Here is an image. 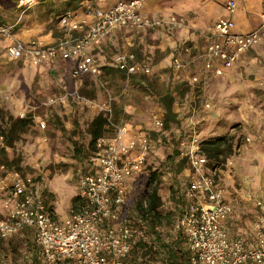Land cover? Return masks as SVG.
Returning <instances> with one entry per match:
<instances>
[{"label":"built area","instance_id":"2783aa9c","mask_svg":"<svg viewBox=\"0 0 264 264\" xmlns=\"http://www.w3.org/2000/svg\"><path fill=\"white\" fill-rule=\"evenodd\" d=\"M102 2L104 0H97ZM35 0H20L19 6H31ZM145 0H117L108 10L92 9L93 20L79 19L76 12L57 18L61 38L52 43L34 38L28 42L13 41L6 54L40 67L60 58L74 60L71 77L82 81L87 76L101 78L104 70L94 61L89 49L100 47L112 33L127 28L133 31L155 29L160 26L184 28L186 24L172 17L152 18L143 14ZM226 8L234 14L237 0H228ZM17 24H0V37L9 36ZM208 44L203 49L204 72L223 76L227 70L245 61L251 49L264 41V13L256 29L241 33L236 30L232 17L218 19L210 32ZM187 52L190 48H185ZM117 69L127 76H149L152 66L142 61L134 51H122L114 56ZM177 70L183 68L179 57L174 59ZM191 83L201 81L193 75ZM76 99V93H67ZM207 103L206 107L210 108ZM113 125L112 110H105ZM41 129L46 123L39 121ZM156 127H164L157 118ZM133 129L128 124L115 126L112 132L100 137L91 151L87 166L80 178L78 202L72 213L57 216L47 198L37 188L30 175L6 167L8 182L0 186L6 191L0 198V241L19 233L25 227H34L39 248L34 264H125L133 244L140 234L139 226L124 216L125 206L131 199L132 180L147 176V163L152 143L147 132ZM203 139L192 127L190 135L182 140L180 152L187 158L190 169L180 178L174 195L180 204V214L174 224L175 231H182L192 250L190 264H264V197L255 199L258 216L253 225L256 241L248 246L241 238H232L228 219L233 206L226 199V187L219 180V168H212L203 151ZM4 137L0 136V148ZM6 169V170H5ZM0 264H16L3 262Z\"/></svg>","mask_w":264,"mask_h":264},{"label":"rangeland","instance_id":"374dc122","mask_svg":"<svg viewBox=\"0 0 264 264\" xmlns=\"http://www.w3.org/2000/svg\"><path fill=\"white\" fill-rule=\"evenodd\" d=\"M19 1L8 8L0 5V24H17L9 36L2 37L0 116L31 119L28 131L15 146L16 153L22 156V170L13 169L35 179L51 209L64 217L71 205L77 204L73 199L78 196L79 181L91 153L89 125L97 115L105 114L110 108L115 126L131 123L149 134L152 152L148 164L161 174L160 190L167 208L177 203L170 193L190 169L188 163L179 172L178 163L182 157L173 158L172 154L175 147L178 145L180 149L182 140L189 137L192 127L204 141L218 136L230 139L233 149H225L220 170L225 171L224 186L233 206L232 234L248 236L255 223L254 196L264 188V148L256 145L244 150L243 146L246 134L264 135V52L254 60L247 56L242 63L246 66L234 79H212L207 86L190 81L176 83L165 76L146 89L124 76H109L104 72L101 78L76 90L75 80L68 75L64 78L55 73L35 75L5 56L7 46L19 38L18 33L24 26L51 28L58 35V16L49 11L52 2L35 0L28 7L19 6ZM208 32L197 34L200 39L195 55L199 58L211 34ZM191 52L193 49L187 52L184 48L186 55ZM55 63L64 64L61 60ZM62 80L70 85L68 89L61 87ZM177 87L186 90L185 96L177 97L174 104L179 123L171 124L168 130L164 127L159 130L155 121L157 118L164 121L162 114L165 112L161 98L174 93ZM72 92L81 98L69 96L66 99L67 93ZM207 103L210 108L206 107ZM40 120L45 121L46 129H41ZM115 126L107 129L112 132ZM82 148L84 153L79 152ZM1 167L0 186L8 182V175ZM13 169L7 168L9 173ZM133 193L131 190V198ZM5 194L6 191L0 190V198ZM37 251L34 240L27 243L13 237L0 241V261L29 264L35 260Z\"/></svg>","mask_w":264,"mask_h":264},{"label":"crops","instance_id":"0c3cea01","mask_svg":"<svg viewBox=\"0 0 264 264\" xmlns=\"http://www.w3.org/2000/svg\"><path fill=\"white\" fill-rule=\"evenodd\" d=\"M117 0H104L98 2L97 0L86 1L83 3L80 10L76 13L78 14L79 19H88L93 20L92 9L99 8L103 11L108 10L112 7ZM228 0H145V5L142 10L143 14L152 17L154 19H170L176 17L177 19L183 21L186 26L181 29L174 28L172 26H160L155 29H145L142 31H133L127 28H122L108 37H106L100 47L90 48L89 51L92 53L94 61L104 70L106 74L112 76L113 74L124 76L114 64V56L116 53L122 51H134L138 57L152 66L153 73L149 76H132L127 75L124 78H127L129 81L137 83L143 88H150L155 84L156 81L163 80L165 76L173 82L182 83L185 81H190L193 75H200L203 86H207L212 79H234L236 75L240 73L242 67L246 65L242 64L243 62L237 64L234 68L227 70L223 76H216L213 73L204 72V60L200 56L195 55L198 52L197 48L199 47V33L210 32L213 28L215 22L222 17H232L236 22V30L241 33L250 32L261 24V16L264 13V0H237L238 8L234 14H231L226 8V2ZM58 24V22H57ZM58 35L54 34L53 29L45 28H30L24 26L20 29L18 33L19 41L28 42L31 39L39 38L44 40L46 43H52L61 38V28L58 24ZM208 32V33H209ZM210 40L207 38L206 45ZM3 39L0 37V52L3 46ZM184 48L193 49V53L185 54ZM260 52H264V41L255 45L249 54L252 60L256 58L257 55H260ZM6 57H9L5 54ZM179 57L183 62V68L177 70L174 65V59ZM10 58V57H9ZM22 64L25 69H28L35 73V75L42 73H55L62 78L68 75L71 77V72L75 67V61L72 60H62L57 58L51 61L48 64H45L40 67H35L29 63H26L22 60L12 59ZM56 60H61L64 64L57 65ZM251 62V61H250ZM249 64V62L247 63ZM94 77L87 76L82 81H73V87L78 90L83 87V85L88 82L94 81ZM72 82V79H71ZM191 83V81H190ZM61 87L63 89H68L70 85H67V82L62 80ZM84 87H86L84 85ZM136 112V111H135ZM134 112V113H135ZM132 130L135 132L141 130L140 128L134 126L131 123H127ZM246 143L243 146L244 150H249L256 145L262 146L264 148V135L263 134H246ZM241 146H239L240 150ZM85 171V170H84ZM84 173V172H83ZM188 171L186 176L188 175ZM82 176V175H81ZM225 171L222 169L219 171V180L225 185ZM177 186L173 188L170 195L174 197L177 187L180 183V180L177 182ZM37 184V183H36ZM80 184V181H79ZM38 191L45 196V192L41 190L40 186L37 184ZM257 190V189H256ZM228 189L226 194V199L230 201L228 195ZM79 195V186L78 194ZM48 197V196H47ZM258 197H264V188H261L256 192L254 200ZM232 203V202H231ZM70 211L71 214L73 210V205H71ZM255 209V220L258 216V208L256 203L254 204ZM181 210V208H180ZM54 212L57 216L63 217L56 209ZM65 215V214H64ZM67 216V215H65ZM243 217L240 216V219ZM233 212L228 219V228L229 233L232 238H243L248 246H253L256 241V232L254 227H251L248 236H235L232 234L233 226ZM17 237L19 240H23L27 243L30 241L36 242V230L34 227H25L19 233L10 237ZM10 238L4 240L7 241ZM39 253V248H38ZM37 253L35 252V255ZM1 263L5 262L3 260ZM28 263V262H27ZM33 261H30L29 264H32Z\"/></svg>","mask_w":264,"mask_h":264},{"label":"trees","instance_id":"16d2710c","mask_svg":"<svg viewBox=\"0 0 264 264\" xmlns=\"http://www.w3.org/2000/svg\"><path fill=\"white\" fill-rule=\"evenodd\" d=\"M15 1L17 0H0V5L8 8ZM38 1L40 3L52 2L49 11L59 17L68 12H77L84 2L91 0ZM185 94L186 90L177 87L174 93H168L161 98L165 108V112L162 114L165 130L170 129L171 124L179 123V116L174 110V104L177 97H184ZM31 124L32 121L29 118H15L5 114L0 116V136L4 137V146L0 148V166L22 170V156L16 153L15 146ZM108 125L109 121L104 114L97 115L91 121L88 129L90 151L94 149L96 141L109 132ZM180 139H182L181 136L179 142ZM230 141L224 136L203 141V151L212 168L220 167V159L224 155L225 149L232 151L233 146ZM79 152L84 153L85 149H79ZM180 155L181 152L177 145L172 157ZM186 164H188L187 158H182L178 163V171H183ZM146 169L147 176L143 175L140 179L132 180L130 183L134 196L125 206L124 216L130 217L139 226L140 234L134 242L125 264H190L192 250L187 244V238L182 231L177 232L174 228L181 206L176 201L177 203L172 208L166 207L160 190L161 174L151 164L147 163ZM78 198L77 196L73 199L74 204ZM37 257L38 251L32 264L36 263Z\"/></svg>","mask_w":264,"mask_h":264}]
</instances>
